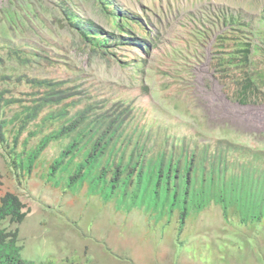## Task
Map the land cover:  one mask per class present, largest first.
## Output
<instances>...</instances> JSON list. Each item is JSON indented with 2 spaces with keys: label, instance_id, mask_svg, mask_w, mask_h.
<instances>
[{
  "label": "rangeland",
  "instance_id": "374dc122",
  "mask_svg": "<svg viewBox=\"0 0 264 264\" xmlns=\"http://www.w3.org/2000/svg\"><path fill=\"white\" fill-rule=\"evenodd\" d=\"M122 18L129 20L120 27ZM243 47L253 59L247 68L264 67V0H0V75L63 81L75 93L67 116L125 107L153 138L177 139L178 150L211 155L226 140L241 146L227 157L249 163L250 151L264 152V117L232 107L260 108L264 101L239 104L223 89L233 86L229 76L214 72L223 63L240 74ZM17 88L28 89L25 83ZM59 147L48 146L31 173L20 175L0 142V196L14 192L30 208L21 223L3 222L18 228L23 258L36 264H264V219L242 223L234 204L224 214L212 201L190 210L180 229L176 211L156 223L135 209L118 211L114 202L87 194L86 185L79 194L63 192L44 180Z\"/></svg>",
  "mask_w": 264,
  "mask_h": 264
},
{
  "label": "trees",
  "instance_id": "16d2710c",
  "mask_svg": "<svg viewBox=\"0 0 264 264\" xmlns=\"http://www.w3.org/2000/svg\"><path fill=\"white\" fill-rule=\"evenodd\" d=\"M65 11L70 20L76 19L67 8ZM128 20L122 18L120 27ZM239 53L240 74L230 73L223 63L214 72L229 76L233 86L225 84L223 89H228L227 96L234 101L262 103L264 67L258 62L247 68L253 61L248 47L240 48ZM11 80L0 75V142L20 175L30 174L41 153L58 143L44 180L63 192L79 194L86 185L87 194L114 202L118 211L135 209L153 215L156 223L176 211L180 229L190 210L198 211L212 201L221 204L224 214L234 204L242 223L264 219L263 151H250L252 161L246 163L227 157L241 146L226 140H218L211 155L190 152L185 146L178 150L177 139L160 134L153 138L128 117L125 107L119 112L67 116V99L75 93L63 81L24 76ZM22 83L27 90H17ZM7 125L10 128L2 130ZM29 211L18 194L5 191L0 196V264H36L21 256L18 228L3 226L6 220L21 223Z\"/></svg>",
  "mask_w": 264,
  "mask_h": 264
},
{
  "label": "bare ground",
  "instance_id": "6f19581e",
  "mask_svg": "<svg viewBox=\"0 0 264 264\" xmlns=\"http://www.w3.org/2000/svg\"><path fill=\"white\" fill-rule=\"evenodd\" d=\"M199 75H200V73H199ZM232 108L234 110H236V112H241L242 111L243 113H246V115L248 114V115H254V116H258V117H264V106H262L260 108H253V107H242V108H240V107H237V106H233Z\"/></svg>",
  "mask_w": 264,
  "mask_h": 264
}]
</instances>
